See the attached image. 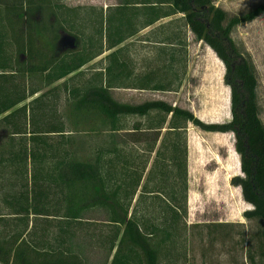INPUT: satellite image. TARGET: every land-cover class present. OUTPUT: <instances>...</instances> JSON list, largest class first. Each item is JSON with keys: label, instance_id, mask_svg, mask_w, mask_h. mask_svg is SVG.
Instances as JSON below:
<instances>
[{"label": "trees", "instance_id": "1", "mask_svg": "<svg viewBox=\"0 0 264 264\" xmlns=\"http://www.w3.org/2000/svg\"><path fill=\"white\" fill-rule=\"evenodd\" d=\"M61 1L0 0V127L9 132L0 143V262L87 264L76 243L78 231L89 222L86 214L102 210L111 227L103 239L112 255L110 264H163L187 228L190 123L206 132L235 134L243 175L234 176L232 183L241 187L244 200L253 205L245 217L264 223V122L257 104L258 84L231 38L237 24L264 13V3L238 16L216 6L214 0H124L117 7V22L108 18L106 28L98 29L102 35L106 31L108 49H112L139 31L136 18L143 17V29L183 13L196 38L207 43L226 66L230 121L205 122L192 110L164 99L118 100L115 88H176L156 72L134 76L123 48H117L107 55L105 70L71 89L75 129L68 130L45 101L50 90L18 106L66 77L67 88L69 79L83 74L81 68L103 52V47L93 51L85 46L49 57L37 50L30 18L45 9H72ZM165 4L168 9L161 7ZM35 75H40L43 86L28 85V77ZM80 115H96L106 137L85 155L72 148V135L97 129L93 125L80 128ZM137 115L149 118V124H124L127 117ZM143 142L144 146H136ZM258 251L264 260V228ZM249 259L255 264L253 253Z\"/></svg>", "mask_w": 264, "mask_h": 264}, {"label": "rangeland", "instance_id": "2", "mask_svg": "<svg viewBox=\"0 0 264 264\" xmlns=\"http://www.w3.org/2000/svg\"><path fill=\"white\" fill-rule=\"evenodd\" d=\"M96 1L63 0L60 3L73 10L58 12V9H45L30 18V23L34 25L36 48L48 53L49 57H59L85 46L93 51H100L103 47L101 54L81 68L83 74L69 79L67 88L63 83L68 77L45 87L18 105L28 103L33 97L50 90L45 101L53 113L56 112V117L65 121L68 130L75 129L71 89L75 85H83L97 69L103 70L108 63L110 50L105 41L107 38H104L106 32L102 35L98 31L102 27L100 12L105 8L88 4ZM122 1L102 0L108 5ZM214 3L231 15L240 16L257 4L264 3V0H214ZM161 7L169 8L167 4ZM136 20L139 31L112 49L123 48L122 54L128 59V68L134 72V76L156 72L160 79L166 77L171 80L176 89L162 91L123 87L115 88L114 96L120 101L132 103L164 99L192 110L205 122L230 121L231 89L224 79L226 66L207 43L196 38L186 24L184 14L163 17L143 29V17ZM102 23L104 28L105 24ZM44 25L46 29L43 30L41 27ZM56 34L57 41L54 39ZM231 38L237 51L250 63L257 79V104L264 122V13L252 21L237 24L232 29ZM92 41L93 45H89ZM168 41L174 42V45L167 44ZM172 53L175 54L174 59ZM28 85L44 84L40 75H35L28 77ZM77 118L82 126L80 128L89 129L93 125L97 129V132L72 135L75 136L72 148L82 155L89 154L106 139L100 129L102 124L96 115H80ZM136 122L144 126L149 124L150 119L137 115L124 120L128 127ZM8 136L7 127H0V143ZM140 144L136 146L142 147L146 142ZM235 144L233 132H206L193 123L189 124L187 228L176 249L163 264H251L250 253L256 256L255 264H264L258 251L264 223L261 219L245 217L244 212L253 205L244 200L241 187L232 183L234 176L243 175ZM86 217L89 222H84L76 241L83 249L81 254L84 260L87 264H110L112 255L109 257L108 243L103 241L111 232L110 225L106 224L107 214L102 210H93ZM45 222L43 219L42 232Z\"/></svg>", "mask_w": 264, "mask_h": 264}, {"label": "crops", "instance_id": "3", "mask_svg": "<svg viewBox=\"0 0 264 264\" xmlns=\"http://www.w3.org/2000/svg\"><path fill=\"white\" fill-rule=\"evenodd\" d=\"M130 1H134V0H130ZM122 2H124V0L122 1ZM115 3V4H109L108 5V3H105V2H102V0H97L96 2H89L88 4L89 5H93V6H102L103 8H105V11L104 10H101V12H100V22L102 23V22H104V28H106V25H107V19L109 18L111 21H112V23H115V22H117V20H118V11H117V8H115V7H118V6H120V5H122L123 3ZM104 3V4H103ZM108 8L110 9V13L109 14H107L108 13ZM109 15V16H108ZM103 16H104V18H103ZM104 19V20H103ZM100 23V26H102L103 25V23L101 24ZM105 31V30H104ZM106 32V31H105ZM105 35H106V33H105ZM105 39L107 38L106 36L104 37ZM91 40H93V38L91 37ZM105 41H107V40H105ZM100 49V48H99ZM108 50H110L108 53H110V52H112V51H114V49H108ZM116 50V49H115ZM106 51H107V49H106ZM108 55V54H107ZM98 56V55H97ZM103 70H105V69H103ZM103 70H101V69H97L96 71H95V73L96 72H98V71H103Z\"/></svg>", "mask_w": 264, "mask_h": 264}]
</instances>
